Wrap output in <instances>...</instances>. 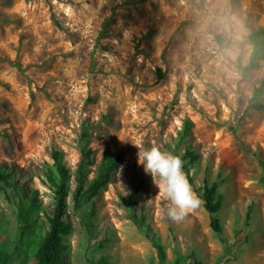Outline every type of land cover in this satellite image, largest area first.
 <instances>
[{
  "label": "rangeland",
  "instance_id": "obj_1",
  "mask_svg": "<svg viewBox=\"0 0 264 264\" xmlns=\"http://www.w3.org/2000/svg\"><path fill=\"white\" fill-rule=\"evenodd\" d=\"M260 27L264 0H0V165L37 200L30 239L53 210L44 171L58 149L69 173L64 264H158L152 233L162 264H264V109L254 107L264 59L245 69ZM135 144L183 163L195 152L187 172L201 204L182 222L168 217ZM83 150L85 183L104 153L120 157L84 199L92 212L70 200ZM204 179L221 196L223 239L202 205ZM133 190L140 226L122 201ZM12 198L0 181V250L16 237Z\"/></svg>",
  "mask_w": 264,
  "mask_h": 264
},
{
  "label": "trees",
  "instance_id": "obj_2",
  "mask_svg": "<svg viewBox=\"0 0 264 264\" xmlns=\"http://www.w3.org/2000/svg\"><path fill=\"white\" fill-rule=\"evenodd\" d=\"M248 39L252 44V50L245 66V69H251L255 67L259 59H264V27L252 29L248 34ZM160 71L157 70V77L160 78ZM264 86V77L260 80L259 87ZM255 108L264 109V105L255 104ZM62 152L58 149H52V167L45 169L44 173L49 181V185L53 192V210L46 216V227L41 235L30 239L34 236L35 218L33 217V211L38 207L37 200L34 195L28 194L18 184L14 182L16 179V172L13 169L7 170L5 166L0 165V181L12 190V199L15 205V218H16V234L15 240L11 251L0 250V264H16L26 263L30 255L29 246L32 245L34 250L32 252V260L34 264H64L63 254L66 251V244L63 241V237L70 231V224L64 217V210L67 206V196L69 189L67 187V180L69 178L68 170L62 159ZM84 157H89V150H83V157L81 158L76 172H75V188L71 193L72 207L78 208L84 206L85 211L92 212V207L89 203L85 202L89 196H93L97 193L98 189L106 184L110 179L111 172L116 164L120 161V157H111L107 154H103L99 163L96 166L95 175L90 182L85 183L84 164L89 163V160L84 161ZM196 154L194 151L187 149L184 154V158L187 161L183 163V168L187 173V178L191 181L188 175L187 162L192 163L195 160ZM135 194L136 190L130 192L126 199H122L125 207L129 211V215L132 221L140 226L143 220V216L136 214L135 210ZM202 205L208 214L210 229L221 239L222 237V225L218 216V210L221 205V196L217 194L216 183L208 185L204 179L202 186ZM85 230L90 228V219L88 215L80 217ZM149 240L156 249L158 264H162L164 260V250L161 241L154 233L149 235ZM193 259L194 264H201L194 259L193 256H189ZM99 264H107L102 260H99Z\"/></svg>",
  "mask_w": 264,
  "mask_h": 264
},
{
  "label": "clouds",
  "instance_id": "obj_3",
  "mask_svg": "<svg viewBox=\"0 0 264 264\" xmlns=\"http://www.w3.org/2000/svg\"><path fill=\"white\" fill-rule=\"evenodd\" d=\"M138 151V164L143 165L145 173L152 176L153 182L159 177V183H155L164 199L171 202L167 215L174 222H182L187 215L197 209L201 200L193 191L189 180L183 171L182 159L171 153L162 151L158 146H152L144 150L135 144Z\"/></svg>",
  "mask_w": 264,
  "mask_h": 264
}]
</instances>
